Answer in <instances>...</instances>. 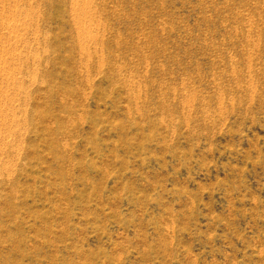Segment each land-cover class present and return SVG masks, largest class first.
I'll return each mask as SVG.
<instances>
[{"label": "rangeland", "instance_id": "obj_1", "mask_svg": "<svg viewBox=\"0 0 264 264\" xmlns=\"http://www.w3.org/2000/svg\"><path fill=\"white\" fill-rule=\"evenodd\" d=\"M0 264H264V0H0Z\"/></svg>", "mask_w": 264, "mask_h": 264}]
</instances>
